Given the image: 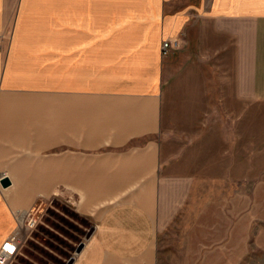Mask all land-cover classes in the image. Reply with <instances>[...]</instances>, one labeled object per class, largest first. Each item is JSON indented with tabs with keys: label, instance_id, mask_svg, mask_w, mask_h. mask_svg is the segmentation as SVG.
Wrapping results in <instances>:
<instances>
[{
	"label": "crops",
	"instance_id": "0c3cea01",
	"mask_svg": "<svg viewBox=\"0 0 264 264\" xmlns=\"http://www.w3.org/2000/svg\"><path fill=\"white\" fill-rule=\"evenodd\" d=\"M233 40L236 93L264 99V0H0V248L48 190L92 222L72 264H158L184 202L161 173L163 41Z\"/></svg>",
	"mask_w": 264,
	"mask_h": 264
},
{
	"label": "rangeland",
	"instance_id": "374dc122",
	"mask_svg": "<svg viewBox=\"0 0 264 264\" xmlns=\"http://www.w3.org/2000/svg\"><path fill=\"white\" fill-rule=\"evenodd\" d=\"M235 61L233 40L206 20L164 54L161 173L185 197L158 233V264H264V99L237 95ZM39 193L16 211L7 264H72L92 222L64 190Z\"/></svg>",
	"mask_w": 264,
	"mask_h": 264
},
{
	"label": "built area",
	"instance_id": "2783aa9c",
	"mask_svg": "<svg viewBox=\"0 0 264 264\" xmlns=\"http://www.w3.org/2000/svg\"><path fill=\"white\" fill-rule=\"evenodd\" d=\"M4 33L0 31V46L2 45V40ZM174 41L164 40L163 41V54H167L171 49ZM17 248L16 236L10 237L0 248V264H7L10 256L13 254Z\"/></svg>",
	"mask_w": 264,
	"mask_h": 264
},
{
	"label": "water",
	"instance_id": "95a60500",
	"mask_svg": "<svg viewBox=\"0 0 264 264\" xmlns=\"http://www.w3.org/2000/svg\"><path fill=\"white\" fill-rule=\"evenodd\" d=\"M1 183H2V185L4 186V187H6V186H8V185H10L11 184V180H10V178L9 177H2L1 178Z\"/></svg>",
	"mask_w": 264,
	"mask_h": 264
},
{
	"label": "bare ground",
	"instance_id": "6f19581e",
	"mask_svg": "<svg viewBox=\"0 0 264 264\" xmlns=\"http://www.w3.org/2000/svg\"><path fill=\"white\" fill-rule=\"evenodd\" d=\"M5 243V242H4Z\"/></svg>",
	"mask_w": 264,
	"mask_h": 264
}]
</instances>
